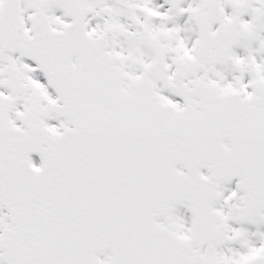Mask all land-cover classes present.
I'll return each mask as SVG.
<instances>
[{"label": "snow or ice", "instance_id": "6c2138e0", "mask_svg": "<svg viewBox=\"0 0 264 264\" xmlns=\"http://www.w3.org/2000/svg\"><path fill=\"white\" fill-rule=\"evenodd\" d=\"M0 264H264V0H0Z\"/></svg>", "mask_w": 264, "mask_h": 264}]
</instances>
